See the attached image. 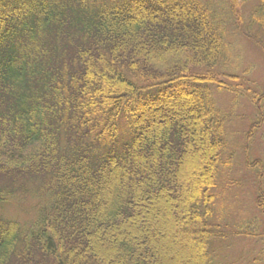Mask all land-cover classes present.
<instances>
[{
  "label": "trees",
  "instance_id": "16d2710c",
  "mask_svg": "<svg viewBox=\"0 0 264 264\" xmlns=\"http://www.w3.org/2000/svg\"><path fill=\"white\" fill-rule=\"evenodd\" d=\"M110 1L0 0V203L38 200L26 224L0 218V264H169L154 227L194 239L185 264H224V227L263 254L258 220L213 210L233 164L214 92L239 97L220 14L211 0Z\"/></svg>",
  "mask_w": 264,
  "mask_h": 264
},
{
  "label": "rangeland",
  "instance_id": "374dc122",
  "mask_svg": "<svg viewBox=\"0 0 264 264\" xmlns=\"http://www.w3.org/2000/svg\"><path fill=\"white\" fill-rule=\"evenodd\" d=\"M215 2L222 17L224 0H215ZM236 4L241 20L229 19L225 2L226 25L224 26L228 34L227 43L230 48L229 64L238 65L237 69L236 65H226L225 73L231 77L222 79L234 87L238 86L239 97L235 98V94L229 92H215L214 94L217 108L229 118L227 153L233 156L231 169L225 175L220 176L218 180V192L221 194L222 200L216 204L218 209L216 217L219 219L217 221H224L227 214L238 212L237 215L244 217L246 221L258 220L257 232L264 235V218L262 215H256L257 176L254 171L264 172L263 125L260 122L264 116V39L262 37L264 33L256 25L253 26L256 28L257 36L247 32V26L252 25L251 13L257 4L256 0H236ZM232 77H240V79L235 82L230 79ZM259 96L263 97L262 100H258ZM258 125L259 128H253ZM248 163L254 170L246 167ZM228 199H232V201L223 204V201ZM35 202V200H30L28 203H0V216L19 222L28 221L31 218ZM214 208L215 203L213 210ZM234 218L235 214H232L229 219L226 218L227 223L229 221L228 225H232ZM154 231L160 237V242L163 240L166 245L164 247V263L168 261L169 264L174 262L185 264L197 260V244L194 239L190 238V242L182 240L178 235L177 228H172L173 234L172 232L167 234L163 229L158 231L155 227ZM222 233L226 235L225 237L230 238L226 241L221 240L226 242V246H220L219 242L215 245L219 259H225L231 264H255L251 260L253 257H259L255 251L260 252L261 256L264 255V253L262 254V238L235 237L234 231L229 227H224ZM167 245L170 248H167Z\"/></svg>",
  "mask_w": 264,
  "mask_h": 264
}]
</instances>
